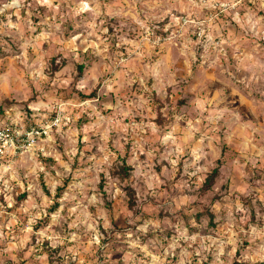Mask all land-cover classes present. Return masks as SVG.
<instances>
[{"label":"rangeland","instance_id":"1","mask_svg":"<svg viewBox=\"0 0 264 264\" xmlns=\"http://www.w3.org/2000/svg\"><path fill=\"white\" fill-rule=\"evenodd\" d=\"M18 115L0 264H264V0H0Z\"/></svg>","mask_w":264,"mask_h":264},{"label":"built area","instance_id":"2","mask_svg":"<svg viewBox=\"0 0 264 264\" xmlns=\"http://www.w3.org/2000/svg\"><path fill=\"white\" fill-rule=\"evenodd\" d=\"M27 122L20 115L12 120H0V218L12 206L7 194L18 157L33 149L50 132V125Z\"/></svg>","mask_w":264,"mask_h":264},{"label":"trees","instance_id":"3","mask_svg":"<svg viewBox=\"0 0 264 264\" xmlns=\"http://www.w3.org/2000/svg\"><path fill=\"white\" fill-rule=\"evenodd\" d=\"M83 66L84 65H82V64L79 66V69L81 72L83 71V68H84ZM92 94H95V91H93ZM131 169H132L131 165L127 164L126 161L124 160L121 167L118 169L117 173L121 177L126 178V177H129ZM218 174H219V167H216L209 173V175H208V177L204 183V189L211 188V186H212V184H213V182H214V180ZM127 195L129 197V204L131 207H133L136 204V199H135L133 189L131 187H127Z\"/></svg>","mask_w":264,"mask_h":264}]
</instances>
